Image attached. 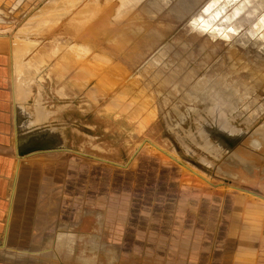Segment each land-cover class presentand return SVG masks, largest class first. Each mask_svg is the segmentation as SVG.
I'll use <instances>...</instances> for the list:
<instances>
[{
    "label": "crops",
    "instance_id": "crops-1",
    "mask_svg": "<svg viewBox=\"0 0 264 264\" xmlns=\"http://www.w3.org/2000/svg\"><path fill=\"white\" fill-rule=\"evenodd\" d=\"M13 62L1 37L0 264H264V203L208 194L178 163L128 160L117 198L95 197L88 155L16 95ZM36 134L55 148L20 153Z\"/></svg>",
    "mask_w": 264,
    "mask_h": 264
},
{
    "label": "rangeland",
    "instance_id": "rangeland-1",
    "mask_svg": "<svg viewBox=\"0 0 264 264\" xmlns=\"http://www.w3.org/2000/svg\"><path fill=\"white\" fill-rule=\"evenodd\" d=\"M62 1L0 0V38L5 37L10 43H14L15 40H29L35 43V48L40 45L48 47L50 43L45 38L46 30L54 26V19H51L49 10L52 5H58ZM64 1L69 6L71 4L70 15L81 7L83 1L90 0ZM147 1L149 0H118L119 9L125 6L128 9L123 23L117 27L109 24L106 33L92 45L95 53L109 56L110 54L105 52L107 47L119 52L120 55L114 57L115 60L113 57L110 58L126 68L127 76L117 82L125 85L124 89L115 87V90H111L107 85L98 84L99 78L108 81L111 74L105 76L96 73L87 81L75 80L73 79L76 73L75 67L62 72L61 81L54 83L57 73L54 70L48 73L54 58L40 72L37 68L32 70V88L37 90L38 95L40 94L44 109L49 112L45 123L62 121L63 129L67 128L66 125L69 126V122L71 123L72 129L69 132L71 131L72 136L68 138L72 140L76 138V142L70 145L73 149L85 152L88 155L87 163L93 165L95 197L109 196L111 199H116L119 175H123L124 171L132 172L138 160L153 158L160 162L183 165L190 181L204 185L208 194L218 193L223 199L225 195L232 194L241 199L247 198L264 203V189L257 183L245 184L221 171V168H225L227 160H238L232 153L218 160L202 145L188 138V134L185 135L178 129L179 127L171 129L164 122V116L171 106L180 105L179 95L170 92L169 89L170 84L174 82L170 77L172 71H166L167 65L168 67L190 63L198 65V57L195 53L190 54L189 49H192L191 52L202 49L203 52L218 50L220 55L217 60L226 65V71L229 70L230 73L231 67L228 61L229 64L237 65V69L226 80L233 79L237 83L234 84L238 85L234 92V96L239 100L236 122L245 130L240 131L243 135L238 143L230 148L231 152L248 137V133L252 134L255 130L264 127V55L260 57L251 55L246 59L245 44L238 49L232 47L235 46L237 41L235 39L239 34L245 31L247 27L245 23H231L232 19H229L230 22L226 20L227 24L222 27L223 29L219 24V18L227 11H229L227 15L233 14L230 9L238 0H200L195 6L193 15L188 17L190 21L185 20L187 17L179 18V13L176 15L171 13L169 5L173 0H153L150 7L143 4ZM193 1L195 0H191ZM262 1L264 0L261 2L253 0L254 3H262ZM181 2L187 5L190 1ZM214 8L217 10L215 12H218V18L210 11ZM212 28L220 29L217 35L212 34L213 31L210 30ZM143 33L148 34L149 39L153 37L157 40L147 56L140 61L136 60L134 54H136V46L140 45L142 39L140 35ZM172 36L173 40H169ZM60 39L63 43L69 41L65 37ZM117 40L120 42V50L115 44L113 45V41ZM160 45L164 46L161 51L164 56L157 53L148 58ZM65 48L66 46L63 47ZM178 49L181 51V57L179 55L171 57L170 53ZM223 55L228 56V61ZM145 58H148L147 61L154 58L152 60L154 62L147 67ZM108 68L103 69V72H107ZM39 79L45 83L35 84ZM56 90L60 96L56 95ZM70 96H73L72 102ZM28 100L29 98L26 105L29 102L30 106H34V101ZM203 104L200 102L195 105L198 108ZM192 118L193 116L189 115L182 125L191 122ZM215 139L214 136L212 140ZM62 146L71 147L64 143V140ZM253 153L256 156H249L250 160L260 164L252 163L254 175L258 179H264V155L261 147L255 149ZM261 154L263 157H260ZM128 160H134L135 163L131 164L132 161Z\"/></svg>",
    "mask_w": 264,
    "mask_h": 264
},
{
    "label": "bare ground",
    "instance_id": "bare-ground-1",
    "mask_svg": "<svg viewBox=\"0 0 264 264\" xmlns=\"http://www.w3.org/2000/svg\"><path fill=\"white\" fill-rule=\"evenodd\" d=\"M71 1L73 0H69V2ZM252 2L253 0H251V3ZM243 3L245 4L247 2L244 1ZM247 5L249 6V4ZM256 5L259 7L258 4ZM256 5H254V7ZM250 6L252 5L250 4ZM70 9L71 4L70 6L67 5L64 0L58 5L54 4L51 6L49 11L51 19H54V26L46 30L47 34H45V38L50 43L48 47L40 45V47L35 48V43L29 40H15L14 43H10L11 50H14L12 53L14 56V83H21L18 85L17 95L24 98V101L25 98L32 93L28 88V85L25 84L33 83L32 70L37 68L38 71L41 67H46L52 58H54V60L51 62L48 73L54 70L58 75L55 77L56 80H61L63 78L62 72L75 67V74L77 75L75 78H78L79 80H88L90 79L89 77L95 75L96 73H100V75L105 76H109L111 74V76L108 77L109 82L105 81L101 77L98 80V84L107 85V87L111 90H115V87L116 89L120 87L123 89L125 88V85H121L117 82L127 76L126 68L121 63L117 64L118 62H114L105 54L95 53L92 45L95 41H99L103 34L106 33L109 24L117 27L123 23L124 15L128 12L127 7L125 6L124 8L119 9L118 0H90L89 2L83 1L81 7L76 12H71L69 15ZM210 11L214 12L216 18H218V12H215L217 11L215 8ZM239 12L242 13V11ZM241 13L239 16L242 20L243 13ZM226 16L227 13L219 18L220 23L223 22V19L226 18ZM221 29L223 28L221 27ZM210 30L213 31L212 34L214 35H217L220 31L218 28L215 30L212 28ZM61 37L68 38L69 41L63 43L61 42ZM245 38L248 39V36ZM115 44L118 45L116 42ZM64 46H66L65 49H63ZM28 51L30 52L27 54ZM108 58H110V61H108ZM105 68H108L107 72H103V69ZM226 102V99L221 96L213 98L210 104L211 106L208 108L209 115L214 116V114L217 113V116H220L226 112ZM190 106L191 105L187 104L184 105L186 109H189ZM205 106H207V103H204V107ZM36 111L37 112L35 113L39 115L44 113L42 110L40 111L37 103ZM204 111L207 110L203 109V112ZM198 112H201V110L199 109ZM198 112L197 115H200ZM175 117V120L166 121L168 127H172L173 124H176L178 116ZM191 121H193V118ZM235 123L236 120L232 122V124ZM182 124L179 126L180 130L184 129L189 133L196 130L195 132H198L201 135V138L199 137L196 143L200 145L206 144L207 140H205V135H203V132L200 129L202 128L200 123L196 124L195 121H193V123L190 122L184 124V126ZM207 151L214 153V150ZM221 171L239 182L250 185L257 183L262 189H264V179H258L254 175L253 167L247 165L246 163L229 159L225 164V168H221Z\"/></svg>",
    "mask_w": 264,
    "mask_h": 264
},
{
    "label": "water",
    "instance_id": "water-1",
    "mask_svg": "<svg viewBox=\"0 0 264 264\" xmlns=\"http://www.w3.org/2000/svg\"><path fill=\"white\" fill-rule=\"evenodd\" d=\"M245 1L251 3V0ZM258 5L259 7L256 5L255 7L252 6L249 9L247 6H243L239 8V11H247L245 14H243V16L245 17V21L243 22L247 24L244 33H246L245 37L248 36V41L250 44L249 55L260 57L264 55V4L262 5L258 3ZM231 13L233 14H228L226 18L223 19L222 24L219 23L220 27H223L225 24H227L225 22L226 20H228L227 22H230L229 19H232L231 22H238L240 18V12L232 11ZM244 44L245 39L243 37H240L234 44L235 46L232 47H242V45ZM228 72L229 70H223L220 62L215 61L207 69H205L203 73L193 79V81L179 94L180 105H172L171 109L164 116L165 123L167 120H175V116H178V121L175 125L173 124V128L169 126L171 129L178 128L183 123L185 118L189 117V115H192L193 121L198 124L200 120L204 118V116H202L203 118H200V116L197 115L199 107L197 108L196 105H198L200 102H203L205 104L207 103L205 109L209 114L208 108L209 106H211L210 104L213 98L217 96L225 98L227 101L226 112H224L220 116H217V113H215L214 116L210 115V117H212V121L216 123V129L209 128V119L207 118L204 119V123L206 124L205 128H200L203 132V135H205V140H207L206 144H203L202 147L206 149L208 148L207 150L209 151L214 150V153L212 154L218 160L224 159V157L229 156L232 153L230 148L236 145V143H238L243 135V132L240 131L238 134H235V125L232 124V122L236 120L238 114L239 100H237V97L234 96V92L237 90L238 85H235L237 83H233V87L232 85L225 86L227 85L226 83H218L220 80H226L227 77L231 76L232 72ZM18 85L19 83H15V92H17ZM185 104L191 105L190 108L186 109L184 107ZM17 112L19 115V106L17 107ZM234 113L235 115H233ZM18 121L19 123H17V126L22 130V128L24 127L22 126V123H20L21 117H19ZM181 130L183 131V133H185V135L188 134V138H190L194 142H196L201 136L198 132H195L196 130L191 133L184 129ZM214 136L216 138V142L215 140H212ZM25 144L28 146H25ZM20 147L24 149L22 151H19L22 154H29L41 150H49L55 148L50 146L48 140H42L40 134L32 135L27 140H20ZM59 148H63V146Z\"/></svg>",
    "mask_w": 264,
    "mask_h": 264
},
{
    "label": "flooded vegetation",
    "instance_id": "flooded-vegetation-1",
    "mask_svg": "<svg viewBox=\"0 0 264 264\" xmlns=\"http://www.w3.org/2000/svg\"><path fill=\"white\" fill-rule=\"evenodd\" d=\"M182 0H173L172 1V3H171V5H169V9L171 8V13H175V15L177 14V13H179L178 14V16H179V18H182V19H184L185 17H187L185 20L186 21H190V19L188 18L189 17V15H193V12L195 11V6H197L196 4L200 1V0H195V1H193V2H191V0H189L190 2L188 3L187 2V5H183L184 3H182L181 2ZM188 1V0H187ZM242 1V2H241ZM245 0H238V1H236L235 3H234V5L232 6V8L230 9V11L232 12V11H237V12H239L238 11V7L240 8V7H243V6H247V7H249V8H251L252 6H254V4L256 3H250V2H247V3H243ZM153 2V0H149V1H147V2H145V3H143V4H145V5H148L147 7H150V5H151V3ZM260 2H261V0H260ZM142 4V5H143ZM186 4V3H185ZM247 4H249V6L247 5ZM250 4L252 5V6H250ZM256 4H258V3H256ZM255 4V5H256ZM260 4H264V1H262V3H260ZM227 12H229V11H227ZM226 12V13H227ZM247 11H242V13L243 14H245ZM241 13V12H240ZM241 13V14H242ZM243 14H242V20H241V18H239V20H238V24L239 23H245V22H243V21H245V17L243 16ZM192 20V22H194V20H193V18H191ZM185 21V22H186ZM231 23H237V22H231ZM247 25V24H246ZM144 34V33H143ZM141 34L140 36V38H142L141 39V42H140V45H137L136 46V48H135V52H136V54H134V56L136 57V60L138 59V60H140V61H142L143 59H144V57H146L147 56V53L151 50V48H152V45L156 42V38L154 39L153 37H150V39H149V37H148V34ZM152 34V33H151ZM142 35H143V37H142ZM245 35H246V33H244V31H242L240 34H239V36H238V38H240V37H243L246 41H245V49H244V54H245V57H246V59L248 58V57H251V55H249V49H250V44H249V41H248V39H246L245 38ZM151 38H153V39H151ZM238 38H236L235 40H237ZM116 40V39H115ZM169 40H173V36L172 37H170L169 38ZM168 40V41H169ZM167 41V42H168ZM115 42L116 43H118V45L117 44H115ZM115 44V47H117L118 48V50H120V48H119V46H120V42H119V40H117V41H113V45ZM164 45V44H163ZM163 45H160L158 48H156L154 51H153V54H151V55H149L148 56V58L150 57V56H152V55H154V54H156L157 55V53L158 54H160L161 56H164V54H162L161 53V51H163L162 50V48L164 47ZM235 49H238V47H235ZM190 50V54H194L195 53V55L198 57V59H197V61H198V65H191V63L188 65V64H185L184 66H173V67H171L170 65H169V67H168V65H167V69H166V71H172V73H171V75H170V77L172 78V82H174V83H171L170 84V86H169V89H170V92H172V93H176L177 95H179L192 81H193V79H195L197 76H199L201 73H203L204 71H205V69H207L211 64H213L215 61H218V62H220V60H217L218 58V56L220 55V53L218 52V50H210V51H205V52H203L202 51V49L199 51L198 49H197V51H195V50H193L192 52H191V50L192 49H189ZM105 52L106 53H110V55L109 56H107V57H113V60H115L114 59V57H116V56H119L120 54H119V52H116V51H113L112 49H109L108 47L106 48V50H105ZM170 55H171V57L172 56H176V57H178V55L180 56L181 55V51L178 49V50H175V51H172L171 53H170ZM181 57V56H180ZM223 57H224V59L225 60H227L228 61V56H226V55H223ZM148 58H145L146 59V61H147V59ZM112 59V58H111ZM152 60H154V58L152 59ZM147 61V67L150 65V64H152V62H154V61ZM108 61H110V58H108ZM221 63V62H220ZM228 65H229V67H231V72H232V74H233V71H235L237 68H236V66L237 65H234V64H229V61H228ZM221 67L223 68V70H226V65H223L222 63H221ZM44 67H41L40 69H39V72L43 69ZM39 72L37 73V77H38V74H39ZM75 77H77V75L75 74ZM41 78V77H40ZM44 78L46 79V77H45V75H44ZM43 79V78H42ZM42 79H39L35 84H37V83H45V81H43ZM73 79H75V80H79L78 78H73ZM61 80H56V79H54V83H59ZM79 81H83V80H79ZM87 81V80H86ZM46 83H49V82H46ZM218 83H226V84H228V83H236V81H234L233 79L232 80H220ZM71 85H72V83H71ZM31 91H33L32 93L33 94H31V97H30V95H28L26 98H25V100L27 101V98H29V100L28 101H34V106L33 107H35L36 106V103H37V105H38V108H40V107H44L43 106V102L40 100V97H39V95H38V92H37V90H34L33 88H32V90ZM56 92L58 93V91L56 90ZM56 93V95H58V96H60V94L58 93L57 94ZM72 98H73V96H70V99H71V102H72ZM28 105H29V102H28ZM199 109L201 110V112L199 113L200 115V118H203L202 116H204V118L203 119H201L200 120V126L202 127V128H205V123H204V119H209V126H210V128L211 129H216L215 127H216V123H214L213 121H212V117H210V115L207 113V111H204L203 112V109H205V107H204V104L201 106V107H199ZM233 115H235V113L233 114ZM211 119V120H210ZM67 121V120H66ZM70 121H71V119H70ZM192 122V121H191ZM188 123H190V121L188 122ZM193 123V122H192ZM51 124H53V125H56V127H58V129L61 131V137H62V142H63V140L65 139L66 140V142H65V140H64V143H67V144H69V146H71L70 144H72L73 145V143L74 142H76L75 141V139L74 140H72L71 138H68L70 135L72 136V133H71V131L69 132V130H71L72 128L70 127L71 125V123L69 122V126H67L66 125V127L67 128H65V129H63V127H62V121H60V122H55V120L51 123ZM235 125V134H238L239 133V131H244L245 130V128H243L240 124H238L237 122L234 124ZM73 134H75V133H73ZM248 137H246L245 138V140L243 139L241 142H240V144H238V146H236L234 149H233V152H232V154H233V157H235L236 159H238L239 161H241L242 163H246L247 165H253L254 163H257V162H254L253 160H250V158H249V156H253V157H255L256 156V154H254L253 152H254V150L255 149H257L258 147H261V152L263 153V155H264V127H262V128H259V129H257V130H255L252 134L251 133H248V135H247ZM63 137H64V139H63ZM251 138H253V139H251ZM75 145H76V143H75ZM250 147L252 148V149H250ZM262 155V154H261ZM263 155L262 156H260V157H263ZM253 163V164H252ZM257 164H259V163H257ZM260 165V164H259ZM252 167H254V166H252ZM261 167V166H260Z\"/></svg>",
    "mask_w": 264,
    "mask_h": 264
}]
</instances>
